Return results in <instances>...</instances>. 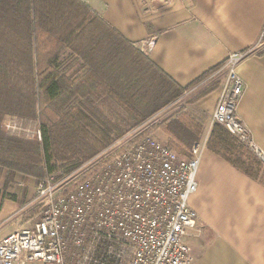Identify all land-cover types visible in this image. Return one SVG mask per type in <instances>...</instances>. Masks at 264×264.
<instances>
[{
	"label": "built area",
	"instance_id": "1",
	"mask_svg": "<svg viewBox=\"0 0 264 264\" xmlns=\"http://www.w3.org/2000/svg\"><path fill=\"white\" fill-rule=\"evenodd\" d=\"M263 44L264 23L257 45L230 53L208 73L223 75L210 126H221L264 162L236 114L238 66ZM153 122L129 129L59 182L52 173L40 180L25 213L37 208L41 217L0 240V264H189L186 238L200 226L189 199L208 138L181 157L156 137ZM4 124L15 136L30 133L16 121ZM33 134L41 138L39 129Z\"/></svg>",
	"mask_w": 264,
	"mask_h": 264
},
{
	"label": "crops",
	"instance_id": "2",
	"mask_svg": "<svg viewBox=\"0 0 264 264\" xmlns=\"http://www.w3.org/2000/svg\"><path fill=\"white\" fill-rule=\"evenodd\" d=\"M81 1L184 90L230 53L257 45L264 23V0ZM148 42L150 47L140 49ZM237 71L243 89L236 114L264 156V44ZM211 94L218 97L217 90ZM5 180L0 167V240L24 228L21 202L36 183L19 173L11 186ZM196 180L189 205L202 227L186 238L189 264H264V182L237 170L207 145Z\"/></svg>",
	"mask_w": 264,
	"mask_h": 264
},
{
	"label": "trees",
	"instance_id": "3",
	"mask_svg": "<svg viewBox=\"0 0 264 264\" xmlns=\"http://www.w3.org/2000/svg\"><path fill=\"white\" fill-rule=\"evenodd\" d=\"M32 33L49 35L70 48L90 68L92 87L97 75L100 86L135 119L147 117L184 91L81 0H0V121L8 110L34 112L36 79L50 100L72 91L73 84L64 76L50 73L39 57L34 58ZM78 83L81 88L84 79ZM87 122L73 114L57 115L42 124L41 143L0 131V166L8 168V178L18 171L39 179L45 169L48 174L55 170L52 157L61 161L89 158L98 150L101 135L99 129L95 137L86 133ZM217 127L207 147L237 170L260 179L245 162L238 165L226 155L235 152L234 141ZM167 131L188 147L197 141L184 124L172 122Z\"/></svg>",
	"mask_w": 264,
	"mask_h": 264
},
{
	"label": "rangeland",
	"instance_id": "4",
	"mask_svg": "<svg viewBox=\"0 0 264 264\" xmlns=\"http://www.w3.org/2000/svg\"><path fill=\"white\" fill-rule=\"evenodd\" d=\"M31 43L34 58L36 56L39 57L44 66L48 67L50 73L64 76L69 83L73 84L72 91L70 93L63 92L59 98L50 100L38 87L40 81L36 79L34 112L28 114L24 112L19 113V111L13 109L8 110L3 114L0 121V131L3 135L27 141L36 140L41 143V138H37L36 135L33 134V131L36 132L38 129L42 131V124L50 119H56L57 115L73 114L77 117L86 118L89 121L84 127L86 133L95 137L94 132L99 129L101 136L97 137L99 141L98 150L109 145L129 129L148 119H153L154 121L152 128L156 137L162 143L170 146L181 157H187L189 155L190 147L177 141L167 131V128L172 122L184 124L189 127L190 131L197 135V141L204 140L206 137L209 140L211 137L215 126H210V114L220 95L223 75L212 76L210 72L196 83L186 88L182 94L176 96L147 117L135 119L113 100L103 86H100L102 83L97 79V75H95L97 82L96 87H92L94 84L92 76L90 75V68L84 66L81 58L65 44L62 45L57 43L55 39L49 35H35L34 33H32ZM80 79H84L85 82L81 88H79L78 83ZM215 90L218 91V97L216 99L214 95L211 94ZM7 119L21 123L22 127L28 129L30 133H21V136L7 133L9 131L6 132L7 129H5L6 127L4 124ZM216 129L222 130L223 128L218 125ZM230 137L234 141L235 152L233 154L227 152L226 155L238 165L240 164L239 161L245 162V165L251 167V173L254 176H260V180L264 182V162L247 146L238 142L231 135ZM92 156L86 159L75 158L67 161H61L52 157L53 161L51 165L55 169L52 172L54 177L53 181L59 182L71 171H75L80 163L86 162L92 158ZM0 167L6 172V186L12 185V179L14 175L18 173L33 177L36 182L35 187L40 180H43L48 175L46 169L40 177L41 179L16 171L8 178V168ZM34 194L35 191L33 194L26 195L27 197L25 196L22 200L21 206H27ZM24 215V228L32 226L41 217L39 209L37 208L31 209V211L26 212ZM201 227L202 224L200 225V228ZM192 239L194 238H189V244H191L192 241L190 240ZM195 241L197 242V240Z\"/></svg>",
	"mask_w": 264,
	"mask_h": 264
}]
</instances>
